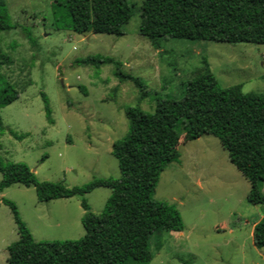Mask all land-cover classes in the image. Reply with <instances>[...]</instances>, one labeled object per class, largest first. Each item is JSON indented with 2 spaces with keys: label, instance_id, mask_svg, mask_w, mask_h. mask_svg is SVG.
Returning <instances> with one entry per match:
<instances>
[{
  "label": "rangeland",
  "instance_id": "374dc122",
  "mask_svg": "<svg viewBox=\"0 0 264 264\" xmlns=\"http://www.w3.org/2000/svg\"><path fill=\"white\" fill-rule=\"evenodd\" d=\"M128 2L132 17L119 36L77 34L66 0H6L13 28L0 31V50L12 63L1 71L21 96L0 111L5 163H24L39 181L68 187L119 178L113 145L129 131L128 108L153 113L157 100L180 99L189 80L209 71L221 88L264 94V45L150 40L139 32L143 0ZM97 56L114 62L84 63ZM131 76L143 81L145 94ZM179 152L154 199L178 209L184 229L150 233L149 264H264V248L252 235L260 208L248 201L251 183L220 140L208 134L185 143L183 136ZM111 193L100 187L86 195L94 213L105 210ZM4 199L16 204L36 241L85 236L81 198L40 202L35 187L13 184L0 193V264L19 239Z\"/></svg>",
  "mask_w": 264,
  "mask_h": 264
},
{
  "label": "trees",
  "instance_id": "16d2710c",
  "mask_svg": "<svg viewBox=\"0 0 264 264\" xmlns=\"http://www.w3.org/2000/svg\"><path fill=\"white\" fill-rule=\"evenodd\" d=\"M73 30L80 35H123L132 17L128 0H66ZM6 0H0V31L12 29ZM139 32L150 40L185 39L264 45V0H143ZM88 57L86 64L113 63ZM12 63L0 50V111L21 92L6 82L2 66ZM119 66L118 63H116ZM145 94L140 78L129 77ZM180 99H159L153 113L139 107L126 110L127 135L113 145L119 178H95L84 186L39 181L24 163L0 158V193L13 184L35 187L38 200L81 198L85 236L79 240L36 241L11 208L19 239L10 244L7 264H149L148 236L158 229L182 232L178 209L154 199L162 172L180 160V142L211 134L231 162L251 183L248 201L264 206V94L245 93L241 85L221 88L212 72L199 74L185 85ZM50 113V110L47 109ZM182 127V130L180 129ZM3 120L0 114V130ZM112 190L105 210L92 211L86 195L97 188ZM256 247L264 248V218L254 228Z\"/></svg>",
  "mask_w": 264,
  "mask_h": 264
},
{
  "label": "crops",
  "instance_id": "0c3cea01",
  "mask_svg": "<svg viewBox=\"0 0 264 264\" xmlns=\"http://www.w3.org/2000/svg\"><path fill=\"white\" fill-rule=\"evenodd\" d=\"M260 208V216H259V220H257L254 224H253V233H254V228L255 226L264 218V206L263 205H257ZM252 233V235L254 236V234ZM254 238V237H253ZM256 246V245H255ZM254 264H259L258 262H254Z\"/></svg>",
  "mask_w": 264,
  "mask_h": 264
}]
</instances>
